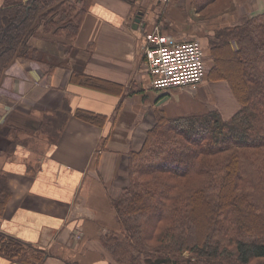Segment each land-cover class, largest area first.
<instances>
[{
    "label": "crops",
    "instance_id": "1",
    "mask_svg": "<svg viewBox=\"0 0 264 264\" xmlns=\"http://www.w3.org/2000/svg\"><path fill=\"white\" fill-rule=\"evenodd\" d=\"M191 1L92 0L73 41L58 48L39 29L29 40L39 60L19 59L6 70L0 88V175L10 196L0 233L44 255L43 264H114L100 239L120 231L112 202L127 185L128 154L141 149L156 111L175 118L216 110L227 120L238 110L228 85L207 76L195 90L150 86L142 46L153 26L171 40L195 35L208 43L215 29L264 11V0H233L223 15L201 20ZM74 70L108 88L69 81ZM64 106L70 116L58 140L35 135L43 113ZM75 110L107 119L98 127L73 117ZM11 127L22 131L13 150ZM0 264L18 263L0 255Z\"/></svg>",
    "mask_w": 264,
    "mask_h": 264
},
{
    "label": "trees",
    "instance_id": "2",
    "mask_svg": "<svg viewBox=\"0 0 264 264\" xmlns=\"http://www.w3.org/2000/svg\"><path fill=\"white\" fill-rule=\"evenodd\" d=\"M233 0H192L201 20L223 15ZM92 0H0V88L19 59L39 60L29 45L39 33L58 48L73 41ZM206 76L225 82L238 110L227 120L216 110L156 123L127 157V185L112 202L119 232L100 242L114 264H264V11L215 29L208 41ZM56 69V68H55ZM54 65L47 71L50 80ZM69 81L108 87L78 71ZM43 113L35 135L56 142L70 116ZM73 117L102 127L103 115ZM11 127L9 149L21 143ZM0 175V214L9 199ZM0 255L18 264H43L29 245L0 233Z\"/></svg>",
    "mask_w": 264,
    "mask_h": 264
},
{
    "label": "built area",
    "instance_id": "3",
    "mask_svg": "<svg viewBox=\"0 0 264 264\" xmlns=\"http://www.w3.org/2000/svg\"><path fill=\"white\" fill-rule=\"evenodd\" d=\"M159 1L167 5L171 0ZM142 54L154 90H195L205 77L204 51L200 42L171 40L159 25L145 33ZM42 78L46 79L45 76Z\"/></svg>",
    "mask_w": 264,
    "mask_h": 264
},
{
    "label": "rangeland",
    "instance_id": "4",
    "mask_svg": "<svg viewBox=\"0 0 264 264\" xmlns=\"http://www.w3.org/2000/svg\"><path fill=\"white\" fill-rule=\"evenodd\" d=\"M263 5H264V2H263ZM264 7V6H263ZM250 9V8H249ZM251 10H254V8L251 6ZM226 17H229V15H227ZM217 22H219V20H216ZM225 21H223L224 23ZM204 36V35H203ZM193 40H196V41H199L200 44L202 45L203 47V51H204V61H205V70L207 71L208 70V67L211 66V58L209 56V50H208V45H207V41L204 40L202 37L200 39V37L198 36H190V37H187V39H184V40H180V41H176V42H185V41H193ZM208 40V39H207ZM175 41V40H174ZM206 76V75H205ZM223 85H227L225 82H222ZM231 93V92H230ZM226 94H228V92L226 91ZM232 95V94H231ZM228 97H233V96H229ZM234 99V98H232ZM217 102H219V97L216 98ZM235 101V100H234ZM38 136V135H37ZM43 137V136H41ZM46 138V137H44Z\"/></svg>",
    "mask_w": 264,
    "mask_h": 264
}]
</instances>
